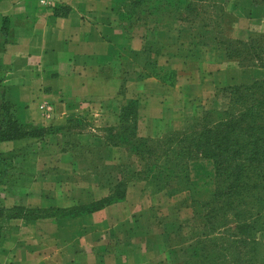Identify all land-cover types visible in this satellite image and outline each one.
<instances>
[{
    "label": "crops",
    "instance_id": "1",
    "mask_svg": "<svg viewBox=\"0 0 264 264\" xmlns=\"http://www.w3.org/2000/svg\"><path fill=\"white\" fill-rule=\"evenodd\" d=\"M135 1L0 0V105L51 130L0 141V208L66 213L0 218V264H168L181 227L198 217L176 182L144 177L130 142L190 128L258 70L224 61L215 27ZM225 9L227 39L264 35V5L227 0ZM122 188V201L88 210Z\"/></svg>",
    "mask_w": 264,
    "mask_h": 264
},
{
    "label": "trees",
    "instance_id": "2",
    "mask_svg": "<svg viewBox=\"0 0 264 264\" xmlns=\"http://www.w3.org/2000/svg\"><path fill=\"white\" fill-rule=\"evenodd\" d=\"M141 2H147L150 8L164 9L173 20L189 22L200 28L215 27L220 34L218 43L223 48L224 61H235L243 68L258 70L253 83L225 89L223 92L229 94L227 109L205 113L194 130L173 132L157 140L130 142V151L139 156L146 179L156 181L163 177L168 182H176L181 191L190 193L194 202L208 210L204 234L196 241L198 256L186 264H221L219 260L225 252L230 258L227 264H255L260 253L264 252V243L255 238L257 232H264V35H254L247 42L227 39L223 35L224 29L234 17L226 11L224 0H136L134 3ZM253 2L264 5V0ZM1 21L2 31L7 30V18ZM132 111L130 109V113ZM0 113L1 142L41 139L51 132L21 123L14 105L9 102L0 105ZM135 131V126L130 128L119 141L127 143L129 137L135 136ZM200 158L214 164L216 189L210 198L203 197L206 191L191 176V167ZM124 196L125 188H122L116 198L96 203L88 210L122 201ZM255 210L257 217L250 224L247 219L255 216ZM229 211L236 212L237 236L248 248L245 255L249 260L231 244L219 251L210 247L213 236L217 235V226H220L216 222H222L217 218L218 214L223 213L222 219L226 221ZM56 212L24 208L5 211L0 208V218L6 215L8 218L36 220L66 215L65 211Z\"/></svg>",
    "mask_w": 264,
    "mask_h": 264
},
{
    "label": "rangeland",
    "instance_id": "3",
    "mask_svg": "<svg viewBox=\"0 0 264 264\" xmlns=\"http://www.w3.org/2000/svg\"><path fill=\"white\" fill-rule=\"evenodd\" d=\"M225 2L227 0H224ZM262 74V72H261ZM260 74V75H261ZM224 97L225 101H220L216 103L211 108L204 110L200 112L199 117L196 118L193 125L190 126V128H187L183 130L184 132H189L194 130L195 126L202 121V118L205 113L211 112V111H219L223 112L228 107V98L229 94L223 93L219 96ZM191 176L195 179H197V182L200 187H202L204 192L203 197H211V194L214 193L216 189V177H215V169L213 161L208 159L200 158V161H198L196 164L191 167ZM254 193V192H253ZM255 194V193H254ZM208 214L207 208H204V206L199 205V211L197 213L198 217L193 218V220L188 223L187 225L181 227V232L179 235V239L176 240L175 246H177L175 249L172 250L169 258H171V261L168 264H186L188 261L195 259L198 256L197 247H196V241L197 239H202L201 237L204 234V225H207L206 217ZM222 214L219 213L217 218L221 219L222 222H216L217 225L220 223V226H217L218 230L216 231L217 235H214V241L210 243V247L216 251L227 249L225 248L227 244H231L233 246V249L238 250L242 257L246 260H249V257H247L245 254L248 252V248L244 246L242 242V238L240 236H237L238 230H237V217L235 211H229L227 212V220L224 221L222 219ZM254 217H250L247 219V221L251 224L257 217V211L254 212ZM240 221V220H239ZM215 223V224H216ZM234 236V237H232ZM255 238L257 240H260L264 243V232H257L255 234ZM230 262L229 254L224 253L221 256V259L219 262L221 264H227L226 262ZM233 264V262L229 263ZM255 264H264V252L260 253L257 262Z\"/></svg>",
    "mask_w": 264,
    "mask_h": 264
},
{
    "label": "built area",
    "instance_id": "4",
    "mask_svg": "<svg viewBox=\"0 0 264 264\" xmlns=\"http://www.w3.org/2000/svg\"><path fill=\"white\" fill-rule=\"evenodd\" d=\"M37 4L42 7V8H48L51 7L53 5L54 0H36ZM41 109L45 112V113H51L52 112V108L49 106H41Z\"/></svg>",
    "mask_w": 264,
    "mask_h": 264
}]
</instances>
